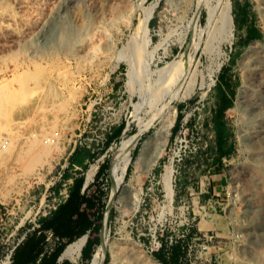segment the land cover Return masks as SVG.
<instances>
[{"label": "rangeland", "instance_id": "obj_1", "mask_svg": "<svg viewBox=\"0 0 264 264\" xmlns=\"http://www.w3.org/2000/svg\"><path fill=\"white\" fill-rule=\"evenodd\" d=\"M227 3L225 40L213 29ZM0 79V126L16 139L0 163V264L52 209L38 193L77 147L91 155L67 171L68 187L86 184L71 236L101 247L84 263L162 264L153 236L167 251L187 231L184 244L209 236L215 264H264V0H0ZM218 130L229 152L216 166ZM55 131L59 146L33 162L29 136ZM218 167L224 187L206 196Z\"/></svg>", "mask_w": 264, "mask_h": 264}, {"label": "trees", "instance_id": "obj_2", "mask_svg": "<svg viewBox=\"0 0 264 264\" xmlns=\"http://www.w3.org/2000/svg\"><path fill=\"white\" fill-rule=\"evenodd\" d=\"M247 35L248 36L254 35L252 29H249L247 31ZM229 104H230L229 99L226 96L222 95V97L219 100V105H218V110H217L219 116L223 114V111L229 106ZM223 139H225V133L218 130L217 141H216L217 149L221 153L228 154L229 148L226 146L225 140ZM103 166H104V161L100 164V168H102ZM129 169H130V165L128 166L127 173L129 172ZM67 176H68V173L67 171H65V177ZM82 185H83L82 178L74 176L72 184H70L68 187L67 198L64 201L57 204L56 207L52 208L48 214L40 217L39 226L38 227L35 226L30 231L31 233H29L28 231L25 234V237L22 240L24 241L23 247H26L31 252V254L33 253V257L36 254H38V252L42 249L45 243V234L43 233V229L51 228L54 234L67 235L68 244L74 242L81 236L87 234L88 230H85L83 232H80L73 239L71 236L73 232L71 229L73 223L77 221L79 216L83 215L78 209L80 201L84 198L82 197L83 195L81 193ZM37 231L39 232L37 233ZM21 242H18L16 246L14 247V249L12 250V253L10 255L12 259V264H15V262L17 264H23L22 261L19 259L18 261H15V256L17 255L16 250L19 249ZM66 244L67 243L63 241L59 243L55 252L52 253V258L50 260H47V257L45 256V253H44L41 257V260L39 262L35 261L33 262V264H45L46 262H53L52 259L54 258V256H56L61 251V249L64 248ZM186 245L187 244L183 243V239H177L176 241L171 243L167 251H164L166 250L165 245H162L159 248L160 250L158 249L155 251V256L162 264H189L188 261L184 258ZM99 247H100V242L97 241L95 243V249L93 250L92 242L90 241L89 238H86L85 243L83 244L81 248V251L89 259L92 260L95 252L98 250ZM20 257L23 259V255L22 256L20 255ZM106 260H107V256H106Z\"/></svg>", "mask_w": 264, "mask_h": 264}, {"label": "crops", "instance_id": "obj_3", "mask_svg": "<svg viewBox=\"0 0 264 264\" xmlns=\"http://www.w3.org/2000/svg\"><path fill=\"white\" fill-rule=\"evenodd\" d=\"M223 140H225V139H223ZM85 151H86V153H85ZM90 155H91V153L89 152V149H87V148H84V147H77V149L72 148L67 154V157L69 158L68 159L69 167H68L67 171H70L71 169L77 168V167L81 166L82 164H84ZM211 155H214V158L211 161V162H213L212 165L218 166L227 154L221 153L217 149V145H215L214 151H213V153L211 152ZM209 175L211 177L210 187H211L212 191L205 194L206 196H211L213 194L219 193L223 189L224 183L226 181V176H225V172H224L223 167H221V168L218 167V169L214 170ZM215 199L217 200V198H215ZM45 215L46 214L38 216V219H37L38 225H36V227L39 226V222H40L39 218L42 216H45ZM34 227H32V229ZM32 229L29 230V233H31L30 231ZM38 232L39 231H37V233ZM26 233L27 232L24 233V237H25ZM43 233L45 234V243H44L42 249L34 257H33V253L31 254V252L26 247H23L24 241H22V240L24 239V237L20 241H18V242H21V241L22 242L19 246V249L16 250L17 255L15 256V261H18V259H19L22 261L23 264H33V262H35V261L39 262L44 253H45V256L47 257V260H50L52 258V253L55 252L59 243H61L63 241V242L68 244V236L67 235L54 234L51 228L43 229ZM66 245L64 246V248L61 249V251L56 256H54V258L52 259L53 262H46L45 264H77L75 262V258L79 254L75 258H71V256L63 254ZM20 255L21 256L23 255V259L20 257ZM88 259L89 258L84 253H82V251L80 249V261L82 263H84V262H87ZM9 264H12V259H11ZM15 264H17V263L15 262Z\"/></svg>", "mask_w": 264, "mask_h": 264}, {"label": "bare ground", "instance_id": "obj_4", "mask_svg": "<svg viewBox=\"0 0 264 264\" xmlns=\"http://www.w3.org/2000/svg\"><path fill=\"white\" fill-rule=\"evenodd\" d=\"M17 1H18V5H19L20 8L21 7L28 8V7H31L35 2H38L39 0H17ZM209 7H210V5H209ZM208 10H209V8H208ZM209 12H210V15H208V16H210L212 18L213 15H214L215 10L211 9L210 11H208V14H209ZM150 14H149V16H151ZM217 22L218 23L214 27L213 32L215 31L217 34L220 35V37H223V39H225V40L228 39L233 34V19H232V16H231V7H230V4L229 3H227L222 8L221 15H220V20L217 21ZM216 33L215 34L213 33V36H217ZM61 35H62V33L60 32L59 36H61ZM207 45H210V44H207ZM2 79H3V77H2ZM3 84H4V81L0 79V86L3 85ZM167 90H169V89H167ZM170 91H171V89H170ZM48 125L50 126L51 124H48ZM0 129H1L2 132H4V133L6 132L8 134V146L4 150L5 152L3 151L2 153H0V163L1 162L4 163V161L8 157L9 147H10L11 143H15V140L16 139L10 135L11 134L10 133L11 131L8 129V125L7 124L2 125V127ZM43 130L44 131H47V132H51L49 129H43ZM40 132H33L29 136V140H28L30 142V146H31L30 147V149H31L30 152L31 151L34 152V154H33L34 155V157H33L34 158L33 159L34 161L33 160L32 161L35 162V163H39V164L41 162L45 161V159L49 155V151H50L49 149H51L52 146H59V139H55L54 141L46 140L47 137L43 138V134H41ZM15 145H17V144H15ZM20 148H22V147H20ZM172 173H173V168H172V164H170L166 168V171H165L164 176H163L164 182L166 183L165 188L167 190V194H168L169 198L172 197V193H173V188H172V183H171L172 182L171 181L172 180V175H173ZM85 187H86V184H85ZM87 235H88V233L85 234V235H83V236H81L78 240L70 243L67 246V248L65 249V251H64L63 254L64 255H69V256H71V258H75L80 253V249L83 246L84 241L87 238ZM99 249H101V247H99ZM5 264H9V259H7L5 261Z\"/></svg>", "mask_w": 264, "mask_h": 264}, {"label": "built area", "instance_id": "obj_5", "mask_svg": "<svg viewBox=\"0 0 264 264\" xmlns=\"http://www.w3.org/2000/svg\"><path fill=\"white\" fill-rule=\"evenodd\" d=\"M57 134H58L57 131H55L54 134H51L49 137L46 138V140L54 141L57 137ZM7 146H8V138L5 135V133L2 132L0 129V153H2L7 148ZM63 166L64 164H61L60 168L56 171V177L55 178L52 177V180L49 181V185H45L44 191L42 193L40 192L38 193L39 194L38 196L39 205L52 206V208H54L56 207L57 204H59L60 202L64 201L67 198L68 182L71 180V177H65V174L63 175L64 173ZM204 176L206 177L207 174H204ZM56 178H61L63 180L61 182L62 187H59L57 189L56 187H54V184L57 180ZM83 189L84 188H82V190ZM209 199L210 198H208V202H209ZM194 218H195L194 215L186 216L184 219L185 220L184 224L188 225L189 222L193 220ZM35 224L38 225V223H35ZM32 227H34V225ZM186 232L187 231H183L180 235H177L175 237L173 236L169 237L168 243L171 244L177 239L183 238ZM23 237H24V234L22 235L21 239ZM201 238L202 240L200 242L195 243L194 240L201 239ZM21 239H19V241ZM208 239H209V236L207 234H205V239L202 237V235H196L192 237L191 240L193 243H188L186 245L185 255H184V258L188 261L189 264H200V262H202V258H204V262L206 264H215V262L217 263L220 262L218 260V257L215 255V253H212V251L209 250ZM152 241L155 245L154 246L155 249H159L163 245L162 239L158 235H154L152 238ZM17 243L18 241L16 242V244ZM16 244L14 245V247L16 246ZM195 246H198V247L194 249ZM13 248L11 249L10 254ZM10 254H8V257L10 256Z\"/></svg>", "mask_w": 264, "mask_h": 264}, {"label": "water", "instance_id": "obj_6", "mask_svg": "<svg viewBox=\"0 0 264 264\" xmlns=\"http://www.w3.org/2000/svg\"><path fill=\"white\" fill-rule=\"evenodd\" d=\"M85 187V184L83 183V185H82V188H84ZM112 195H110V197H111ZM85 242V241H84Z\"/></svg>", "mask_w": 264, "mask_h": 264}]
</instances>
